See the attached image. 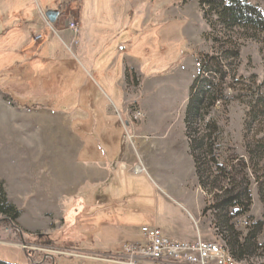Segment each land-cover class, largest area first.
Wrapping results in <instances>:
<instances>
[{"label": "rangeland", "instance_id": "rangeland-1", "mask_svg": "<svg viewBox=\"0 0 264 264\" xmlns=\"http://www.w3.org/2000/svg\"><path fill=\"white\" fill-rule=\"evenodd\" d=\"M49 10L60 12L54 24ZM213 21L197 0H0V84L58 89L72 111L22 108L36 99L15 102L0 91V185L21 212L17 226L0 225V261L118 264L109 259L142 242L144 227L179 243L226 246L220 222L245 238L264 220V147L256 145L264 118L247 115L249 94L264 96V40L229 31L222 51ZM229 46L239 47L238 60ZM201 54L222 55L227 75L213 81L227 100L205 110L222 129L209 141L219 169L205 188L184 124L194 80L209 76ZM108 72L117 96H107ZM218 186L233 196L247 189L249 213L218 215ZM237 263L264 264V253Z\"/></svg>", "mask_w": 264, "mask_h": 264}, {"label": "trees", "instance_id": "trees-1", "mask_svg": "<svg viewBox=\"0 0 264 264\" xmlns=\"http://www.w3.org/2000/svg\"><path fill=\"white\" fill-rule=\"evenodd\" d=\"M199 6L204 14V19L216 24L220 29V37H215L216 42L221 43V50L227 45V37L225 36L229 31H242L252 39L261 38L264 40V8L261 3L264 0H197ZM211 20V21H210ZM225 33V35H224ZM237 44V43H236ZM226 51L230 58L238 60L239 47L235 46ZM124 49V48H123ZM227 59V58H226ZM224 58L222 55H199L198 63L200 72L206 71L208 77L204 78L202 75L198 76L190 88V96L185 111V134L189 143V151L194 161L195 173L201 187H206L205 181L212 176L213 167L217 169V160L212 153V146L209 141L212 135L216 136L218 140L222 135V129L211 114L206 113V108H219L221 101H226L224 90L219 89L213 81L217 76L221 80L227 78L226 73L222 71ZM221 68V69H220ZM215 77V78H214ZM28 83L0 84V91L11 96L17 100L33 99L35 103L32 106L21 105L22 108L31 110L48 109L55 112L71 113V107L66 105L63 93H53L55 89H48L45 86L27 87ZM60 91V90H59ZM57 94L56 103L53 105V96ZM251 102L249 103L248 118L255 120L260 117L264 118V96L259 92H252ZM52 99V100H51ZM80 96L75 98L73 102L78 104ZM257 147H264V137L256 142ZM218 171V170H217ZM228 177V175H225ZM230 180V178H228ZM220 187V186H218ZM221 188V187H220ZM221 192L224 190L220 189ZM224 200L219 205H215L218 215L227 212L228 207H235L239 210L235 213L234 218L246 216L250 211L251 199L245 189V195H232L229 191L222 192ZM245 200V204H243ZM0 225L8 223L11 226H17V221L21 217L19 209L9 203L4 193L2 185H0ZM2 221V222H1ZM221 227L227 233L223 236L226 241V249L237 262H243L252 257H256L260 252L264 253V245L258 243V238L264 233V220L258 222L253 226V230L245 238L235 231V227L230 226L227 221L220 222ZM0 264H7L0 261Z\"/></svg>", "mask_w": 264, "mask_h": 264}, {"label": "built area", "instance_id": "built-area-1", "mask_svg": "<svg viewBox=\"0 0 264 264\" xmlns=\"http://www.w3.org/2000/svg\"><path fill=\"white\" fill-rule=\"evenodd\" d=\"M70 28L77 31L75 23H71ZM136 173H140V170L138 169ZM142 233V242L126 244L118 259L114 257L109 259V262L124 264L122 258L131 253L137 258L134 264H146L147 261L153 264H231L224 247H218L215 241L179 243L164 238L160 229L150 227H144ZM23 248L28 249L27 246ZM156 260H161L162 263Z\"/></svg>", "mask_w": 264, "mask_h": 264}, {"label": "crops", "instance_id": "crops-1", "mask_svg": "<svg viewBox=\"0 0 264 264\" xmlns=\"http://www.w3.org/2000/svg\"><path fill=\"white\" fill-rule=\"evenodd\" d=\"M123 51H124V50H123ZM123 51H122V52H123ZM122 56H124V55H122ZM116 59H118V60L120 61V58H119V57H117ZM122 59H124V61L126 60V62H127V64H128V67H129L130 69H133V65H135L134 60H131L129 56L122 57ZM124 61L122 62V64L125 63ZM115 65H116V64H115ZM118 65H119V64L116 65V68H117ZM123 67H124V64H123ZM134 68H135V67H134ZM110 69H111L110 72H112V71H113V67L111 66ZM123 69H124V68H123ZM117 70L119 71V69H117ZM123 71H124V70H123ZM109 75H110L109 72L107 73V75H105V76H106V77H105V81H106V82L108 81V79H109V77H110ZM107 76H108V77H107ZM116 77H117V76L113 77V78L115 79V81H116V79H117ZM110 78H111V77H110ZM106 82H105V83H106ZM117 83H118V81L116 82V84H117ZM108 84H109V83L107 82V83H106V86H105L107 96H109V97L112 96V93H113V95L117 96V91H118V90H114V89H113L112 92H109V89H108V88H109V87H108L109 85H108ZM110 94H111V95H110Z\"/></svg>", "mask_w": 264, "mask_h": 264}, {"label": "water", "instance_id": "water-1", "mask_svg": "<svg viewBox=\"0 0 264 264\" xmlns=\"http://www.w3.org/2000/svg\"><path fill=\"white\" fill-rule=\"evenodd\" d=\"M46 17L47 19L49 20L50 23L54 24L57 22V20L59 19L60 17V12L57 11V10H49L47 13H46Z\"/></svg>", "mask_w": 264, "mask_h": 264}, {"label": "bare ground", "instance_id": "bare-ground-1", "mask_svg": "<svg viewBox=\"0 0 264 264\" xmlns=\"http://www.w3.org/2000/svg\"><path fill=\"white\" fill-rule=\"evenodd\" d=\"M216 243V242H215ZM218 247H224V252L227 253V258H229L231 260V264H240V263H237L234 259L231 258V256L228 254V251L226 249V247L220 243H217Z\"/></svg>", "mask_w": 264, "mask_h": 264}]
</instances>
